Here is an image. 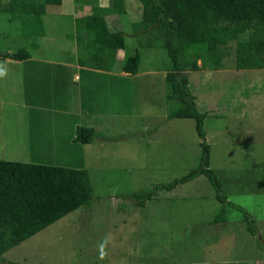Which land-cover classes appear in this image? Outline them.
I'll use <instances>...</instances> for the list:
<instances>
[{"label":"rangeland","instance_id":"rangeland-1","mask_svg":"<svg viewBox=\"0 0 264 264\" xmlns=\"http://www.w3.org/2000/svg\"><path fill=\"white\" fill-rule=\"evenodd\" d=\"M5 3L0 52L25 49L33 59L0 58V160L84 169L92 200L5 252L0 264H264V69L237 70L229 43L218 69L186 73L206 115L208 167L225 203L200 174L136 207L132 193L186 175L202 156L194 120L167 118L175 103L165 99L164 51L149 33L138 39L143 47L132 37L139 1H126L127 15L108 19L123 30L128 55L136 44L141 57L137 72L119 75L109 94H102L104 81L94 77L90 87L81 74L73 83L58 67L72 55L67 22L53 46L31 52L41 25L32 17L23 26ZM78 126L93 127L91 143L72 141Z\"/></svg>","mask_w":264,"mask_h":264},{"label":"trees","instance_id":"trees-1","mask_svg":"<svg viewBox=\"0 0 264 264\" xmlns=\"http://www.w3.org/2000/svg\"><path fill=\"white\" fill-rule=\"evenodd\" d=\"M138 1L141 28L158 42L169 61L164 74L165 99L174 102L175 108L167 118L194 120L202 156L199 165L186 175L155 185L146 192H134L130 199L136 207H142L157 191H168L201 174L223 205L225 197L218 194L220 182L208 167L209 147L204 141L203 130L206 115L196 109L194 97L187 88L186 73L218 69L222 59L220 49L229 43L234 44L237 70L264 69V0ZM59 3L60 0H43L40 4L12 2L9 12L22 21L26 16V22L33 25L29 21H33V17L37 22L45 5ZM123 13V0H110L107 8L93 7L91 14L81 18L79 23L90 42L111 51L123 49V34L109 32L103 19L107 14ZM28 56L25 49L0 52V58L14 61L25 60ZM138 66L139 54L135 51L124 57L121 71L135 74ZM93 137L92 129L78 126L72 141L89 144ZM91 200L92 189L84 169L0 160V260L11 248L70 212L86 208ZM215 220L223 219L218 216ZM244 220L248 218L244 216ZM247 231L254 234L251 227Z\"/></svg>","mask_w":264,"mask_h":264},{"label":"crops","instance_id":"crops-1","mask_svg":"<svg viewBox=\"0 0 264 264\" xmlns=\"http://www.w3.org/2000/svg\"><path fill=\"white\" fill-rule=\"evenodd\" d=\"M126 1L128 0H123V14H107L103 18L106 29L109 32H121L123 34V49H115L111 51L110 49H107L99 44L90 42L84 35L85 32H83V28L79 23L81 18L91 14V9L93 7L107 8L110 5V0H60V3L58 5L47 4L44 6V10L37 21V23L41 25L42 32L39 37H36L32 40V42H29V46L33 48L31 49V52H39L41 49L43 50L50 48L49 46H53L51 42L55 39V37L60 40V36H56L55 33L57 31H60L61 28H64L66 25L63 26V24L67 22V26L69 27L70 31H73V35L75 36V39L72 42L74 45L72 46V55H70V52H68V55L64 57L65 59L63 58L62 60H60L61 66L58 65V67L62 69L63 72L65 70L67 72L68 70L72 81H74L73 83L78 81L81 74H84L88 78H91V82H87L90 87L96 83L94 80H92V78L95 77L96 79L98 78L104 81V86L102 87V94L111 93L112 90L117 89V87L114 86L115 83L123 80L119 75H134L127 74L121 71L122 61L124 57L128 55V52L126 51V45L124 40L125 35L123 33V30L111 29L109 24L110 22H108V19H110L111 17L127 15V9L124 6ZM1 2H6L5 4L7 5V11L9 12L10 3L12 2L40 4L43 2V0H2L0 1V3ZM26 19L28 18L23 17V21L20 20L22 24H24L23 26H26L28 24V22H26ZM139 26L140 24L138 21L132 23L130 22L129 24V28L132 29V37L135 40V43L141 44V46H139L143 47L142 43L138 41V39L140 36L146 35L147 33L142 32L143 28L139 30ZM69 37L70 36L63 37V39L61 40L66 41ZM145 46H147L148 48L152 47L150 43L144 45V47ZM132 47L134 48V52L137 51V48H140L137 47L136 44ZM26 51L29 56L25 60L33 59V55H31L32 53L30 54L28 50ZM56 62L57 61H44V64L47 63L48 65H51L55 64ZM140 62L141 57L139 54V64ZM105 106H108V104L105 103ZM74 125L76 126V123ZM86 128H90L94 132L93 127L87 126ZM75 129H72V132L73 130L75 131ZM54 136H56V134ZM71 137L73 139L74 135H71Z\"/></svg>","mask_w":264,"mask_h":264}]
</instances>
